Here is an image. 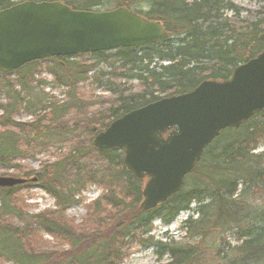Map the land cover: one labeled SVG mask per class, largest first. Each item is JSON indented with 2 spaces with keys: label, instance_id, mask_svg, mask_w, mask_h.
<instances>
[{
  "label": "trees",
  "instance_id": "obj_1",
  "mask_svg": "<svg viewBox=\"0 0 264 264\" xmlns=\"http://www.w3.org/2000/svg\"><path fill=\"white\" fill-rule=\"evenodd\" d=\"M24 1L30 0H0V10ZM33 1H59L73 10L125 8L160 23L164 35L139 47L28 63L14 72L12 86L2 85L6 74L0 71V86L6 88L0 91L6 97L0 107V168H17L23 154L64 143V135L79 127L88 134L85 141L71 136L73 146L55 163L47 164L48 172L36 173L35 180L54 200L55 211L27 214L22 210L16 193L27 184L0 188V264H121L128 245L139 239L143 246L159 250V258L167 256L168 264H264V206L258 205L264 200V152H255L264 145V110L237 128L223 130L205 148L181 190L150 211L139 208L144 179L125 169L122 149L91 147V140L125 113L190 92L204 80H228L238 65L263 50L264 13L257 11L252 20L242 17L241 9L228 0ZM89 57L110 69L94 77V83L107 84L103 89L110 94V104L86 117L83 108L96 103L79 94L77 82L85 80L96 65H82L76 71L74 61ZM45 62L51 63L47 70L57 87L65 89L62 103L32 85V76ZM102 78L106 81L101 84ZM121 80L135 81L137 90L115 82ZM22 110L35 121L14 122ZM28 130L32 137L26 136ZM20 170V179H31L32 170ZM87 184L103 191L86 208L91 234L78 232L64 216L79 203L76 196ZM185 211L191 215L181 229L193 240L162 242L147 236L154 220L169 225ZM98 213L105 217L103 226L95 222L101 220ZM220 231H234L238 237L233 243L225 242L219 240ZM39 233L51 237L56 247L65 245L68 252L52 250Z\"/></svg>",
  "mask_w": 264,
  "mask_h": 264
},
{
  "label": "water",
  "instance_id": "obj_2",
  "mask_svg": "<svg viewBox=\"0 0 264 264\" xmlns=\"http://www.w3.org/2000/svg\"><path fill=\"white\" fill-rule=\"evenodd\" d=\"M162 37L160 23L125 8L95 12L26 1L0 10V70L9 73L34 61L143 46ZM259 110H264V49L237 66L227 81H203L188 93L125 113L98 133L92 146L122 149L125 169L147 178L140 208L150 211L180 191L221 131L238 127ZM25 182L0 177V188Z\"/></svg>",
  "mask_w": 264,
  "mask_h": 264
},
{
  "label": "rangeland",
  "instance_id": "obj_3",
  "mask_svg": "<svg viewBox=\"0 0 264 264\" xmlns=\"http://www.w3.org/2000/svg\"><path fill=\"white\" fill-rule=\"evenodd\" d=\"M11 1L14 2L19 0H11ZM228 1H230L235 6L241 9L240 13L242 17L249 18L251 20L255 16L254 13H256L257 11L264 13V3L261 0H228ZM261 17L264 18V16ZM83 55H88V54H83ZM97 62H98L97 59L89 57L86 60L74 61V64L76 67V71H78L80 70L78 67L82 65H86L87 67H90L93 64L96 65ZM50 66L51 63L48 62L42 63L39 66L38 68L39 72H36L32 76L33 80L35 81L32 85L37 88L36 90L43 89V93L47 94L49 97H52L55 102L62 103L66 101L67 95L65 89L63 87H57L56 83L54 82L53 76L47 70ZM100 72L109 73L110 69L106 64L98 63L94 69H90L87 72L85 80L77 82L79 94L80 95L82 94L84 97H89L88 100L91 99L96 103L94 105L93 104L88 105L87 107L83 108L84 112L85 113L87 112L85 114L86 117H89L94 112V110L96 111L97 109L100 108L104 109L110 104L109 103L110 94L103 89V87L106 86L107 84H102L106 81L105 78L101 79L102 85H98L97 83H94V77H98V74ZM16 76L17 75L14 72L3 75L2 85L4 86L14 85V79L16 78ZM5 81L6 84L4 83ZM115 82L119 83L120 86L122 85V88L124 89H129L130 91L137 90V86H136L137 83L135 81L130 82L126 80L123 82L121 80ZM5 90H6L5 87L0 86V91L4 92ZM16 90L18 91L19 88L16 87ZM5 99H6L5 95L0 93V107L5 104L6 101ZM23 107H25L24 104ZM1 115H2V110L0 108V117ZM71 117L72 115L69 117V120H71ZM34 121L35 120L31 116L26 114L23 110L19 111V114L14 118V122L16 123L28 124ZM1 130L2 129L0 128V131ZM26 136L32 137V133H30V131L28 130L26 132ZM71 136L77 137L79 141L81 140L85 141V139H87L88 137V134H86L85 131L79 127L75 131H73V133L69 135L67 134L64 135V139H65L64 143L62 141L59 143H51L46 150L38 148L36 149L34 154H23V157L25 158H23L20 161H17L18 163L17 168L15 169L11 168L7 170L0 168V177L22 178V173L20 169H30L33 171V173L31 174L32 176L30 175L31 179L30 178L26 179L25 184H27L28 187L21 188L16 193L18 206L21 207L22 210H26L27 214H37L44 211H55L56 208L54 205V200L44 190L40 188L39 182L35 180L36 179L35 176L36 173H41V174L44 173L47 164L55 163L60 157H62L65 154V152H67V150H69L73 146L70 143L71 141L69 140ZM40 141L43 142V140ZM91 141H93V139ZM91 147H93L92 142H91ZM255 152L256 153L264 152V145L260 146ZM46 172H48L47 169ZM32 179H34V181H32ZM102 194L103 191L99 186H97L96 184H91V185L87 184L85 189L82 190L76 196V199H78L79 203L70 206L64 214L66 220H68V224L73 225L75 229L80 233L91 234L92 226L90 224V221L88 220L86 208H88L91 204L99 200ZM141 202H142V198L140 204ZM140 204H139V208H140ZM260 204L264 206V200L259 201L258 205L260 206ZM194 207L195 205L192 204L191 208L193 209ZM98 214L101 220L96 219L95 222L103 226L106 222L105 217L103 216L102 213H98ZM189 215H191V212L188 211L180 212L169 225H163L159 220H154L152 224L151 232L147 236H151L153 238V241H162V242L173 241L175 243H186L190 240H193L188 235L185 236L184 233H180L181 224ZM195 217L196 216L194 214L193 218ZM114 223L116 222L110 223V226H114ZM38 237L41 238L43 241L45 240L48 243H50L49 246H52V250H63L64 253L68 252V249L65 245H62L61 247L54 246L55 242L51 237H48L43 233H39ZM237 237L238 236L235 234L234 231L226 232V233H222V231L219 232V240L225 242L228 241L230 243H233L237 239ZM211 239H213V237H211ZM140 241L141 240L139 239L138 242L137 241L132 242L128 245L127 249L125 250L126 257L123 259L121 264H168L169 260L167 256L159 258L157 254L159 250H157L154 247H145L141 244ZM207 257L208 259L206 260V262L209 261L210 259L209 255ZM1 264H5V263L2 262ZM6 264H11V263L7 262Z\"/></svg>",
  "mask_w": 264,
  "mask_h": 264
}]
</instances>
